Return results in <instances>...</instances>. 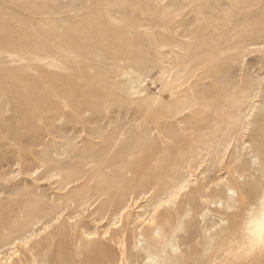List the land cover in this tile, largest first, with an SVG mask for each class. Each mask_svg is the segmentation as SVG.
Returning a JSON list of instances; mask_svg holds the SVG:
<instances>
[{"label": "rangeland", "instance_id": "rangeland-1", "mask_svg": "<svg viewBox=\"0 0 264 264\" xmlns=\"http://www.w3.org/2000/svg\"><path fill=\"white\" fill-rule=\"evenodd\" d=\"M258 34L264 0H0V264H264ZM131 161L182 188H84Z\"/></svg>", "mask_w": 264, "mask_h": 264}, {"label": "bare ground", "instance_id": "bare-ground-1", "mask_svg": "<svg viewBox=\"0 0 264 264\" xmlns=\"http://www.w3.org/2000/svg\"><path fill=\"white\" fill-rule=\"evenodd\" d=\"M257 37H260L262 42H264V35L262 36L261 34H258ZM259 42H260V40H255L254 37L248 36L244 39L243 48L248 49L250 47V45H255V44H258ZM112 55H113V52H112ZM118 157H119V155H118ZM95 162L101 163L99 165L100 167H101V165L104 164V161H100L97 159L95 160ZM164 162H162V163L164 164ZM159 166H154L150 162H146V161L145 162H143V161H139V162L131 161V162H129V169H128L129 171H127V172H129L130 175H127V172H125V173H122L121 176H119L118 178H115V179L111 178V177H106V175H102L101 177L96 176L94 178L95 174L92 171H87V173L83 176L84 177L83 185L85 186L84 188L87 189V187L91 181H93L94 179L99 180L97 186L92 190V192H96L97 190L104 192L105 194H107V197H108L107 199L110 200L111 204L114 203L116 205L118 200H120V198L123 195H125L127 192H130V190L133 191L134 188L136 189V187L138 188L137 185H139V181H137V179L142 178L141 179L143 181L142 185L145 186V185H147V182H148L147 179L154 180V178H155V181H157V182H154V184H155L154 188L158 190L159 189V182L164 179L163 176L165 175L164 173H161L162 172L161 167H159ZM129 177L130 178H136V179H135V181H133V180L130 181L131 179H128ZM150 177H152V178H150ZM181 188L182 187L176 186L174 182H167L155 194V196L157 197L156 200H158L157 205H159V204L161 205V204H163L164 201L171 199L173 196H175L179 192V190ZM85 189H83V190H85ZM160 190H161V192H160ZM167 190L169 192V197L166 199H162V194L165 193ZM85 191H86V197H80L79 199L84 204H87L91 200H89V198H88L89 192L87 190H85ZM135 202H137V201H135ZM127 206H128V204H127ZM126 207H125V205L122 207L123 211H124V209H126ZM121 213H122V211H121ZM244 229L246 230L245 231L246 237L249 238L247 242H244V245H246L249 250H253V249L264 250V200L261 201V203L257 209L253 210L252 217L249 219V222L245 225ZM8 234H9V232H5L4 235H2V237H6Z\"/></svg>", "mask_w": 264, "mask_h": 264}]
</instances>
